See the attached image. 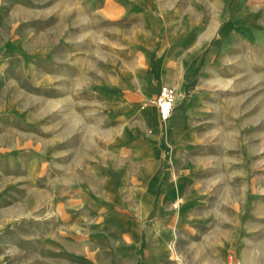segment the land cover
<instances>
[{"label": "rangeland", "instance_id": "rangeland-1", "mask_svg": "<svg viewBox=\"0 0 264 264\" xmlns=\"http://www.w3.org/2000/svg\"><path fill=\"white\" fill-rule=\"evenodd\" d=\"M31 1L4 0L1 8L0 115L9 124L0 132V169L10 171L23 152L11 144L18 113L33 112L38 142L57 130L45 128L61 117L69 129L65 145L48 149L37 142L30 151L36 175H66L68 191H105L113 202L93 229L49 231L50 224L91 216L58 209L54 200L50 206L40 182L34 197L20 198L19 218L0 230V264H264V3L245 0L242 20L231 0H181L175 12L181 35L174 39L165 32L174 7L161 0H36L37 7ZM47 7L51 22L42 14L30 19L31 11ZM252 16L263 23H249ZM173 41L193 73L185 98H199L182 115L193 117V138L175 135L185 141L191 162L175 181L166 173L151 188L134 175L142 159L133 153L126 155L129 169L115 171L121 181H111L107 165L122 155L121 129L128 127L114 130L103 119L109 108L92 97L101 89L98 80L108 77L114 59L139 61L147 85L160 71L158 48ZM152 99H141V106ZM172 141L161 139L166 157ZM118 219L132 220V230H122ZM19 222L25 226L17 239L11 231Z\"/></svg>", "mask_w": 264, "mask_h": 264}, {"label": "crops", "instance_id": "crops-1", "mask_svg": "<svg viewBox=\"0 0 264 264\" xmlns=\"http://www.w3.org/2000/svg\"><path fill=\"white\" fill-rule=\"evenodd\" d=\"M46 1L52 5L51 0H45V3ZM133 1L138 4H148L153 3L152 1L155 0ZM183 1L185 0H182V2ZM259 1L260 3H264V0ZM161 2L162 4L166 3V5L171 4V6L174 7L173 14L170 15L169 19L166 21L167 25L165 27H167V30H165V32L167 37L175 39V37L181 35L178 29H175L176 7H179L181 0H161ZM31 3V5H35L34 7L40 6L36 5V0H32ZM154 3L159 5L160 2L156 0ZM251 3L253 6L255 5L253 2ZM3 4L4 0H0V20H2L3 16V11L1 12ZM246 4H249L248 0H246ZM230 5L235 6L237 17L241 16L243 20L245 0H231ZM47 9L50 10L46 13ZM46 10L42 13L40 8L36 9V12L31 11V13H29L31 16L30 19L32 21H37L39 20L38 14H42V19H44V21L51 22V8L47 7ZM248 20L249 23L255 26L263 23V20L257 16H252ZM138 21L141 22L138 28L142 30L145 21L144 19H139ZM49 26V29L45 28L44 36L47 35L46 33L52 31L51 23ZM158 49L157 54H160V57L162 56L161 65L159 67L160 71L151 82L147 83V85H143L141 82L142 79L147 76V71H145L143 65L140 64L141 62L135 61L131 64L129 61H123V63L120 64L119 60L114 59L115 65H109V69L112 71H109L107 78L98 80L101 89H99L98 94L92 96L94 99L102 98L105 105L109 108L108 116L103 119H109V123H113L111 127L114 130H120L123 126L128 127H126V131L121 129L120 138L123 140V145L118 148L122 155L118 154L119 158L110 163V165H107V171H110L107 178L111 181H116V179L121 181L120 178L116 176L115 171L129 169L130 163L126 155L130 157L133 153L136 154L139 159H142L136 164L134 175L138 179H141L145 187L150 183L151 188L154 186L152 181L163 179L166 173L168 176L170 175L169 179H171V181H175L176 173L179 174L183 167H187V164L191 162V155H189L190 151L185 141L181 137V139H176L175 135L181 131L185 132L184 135H186V138H189V140L193 138L190 132L193 128V117L190 116V114L182 117L183 111L186 110L187 107L189 108L187 111H190L191 107H193L199 99L195 94L192 95L190 99L188 98L189 101L185 98L189 79L193 76V73L185 63L180 61L177 52L180 49L175 41L167 45H162ZM45 51L46 49L43 52ZM52 62L54 63L52 60L47 62L49 67H51ZM116 63L119 65V68L114 67ZM207 69L206 66L204 70ZM164 84L173 86L177 92L172 115L164 122L166 126L165 133L162 129L163 121L160 120L157 106L153 103H149L142 107L140 102L141 99H154L159 93L160 87ZM24 110H26V108H24ZM6 118L7 116L0 115L1 133L3 132L4 125L9 124ZM14 119L13 129L16 134L11 144L15 149L23 150V152L11 161L12 164L8 165L9 167L14 166L12 169H9L10 171H5L4 168L0 169V230L4 229L3 226L8 220L19 218L21 206L18 202L20 198L24 195L28 198L34 197L38 186L43 187L44 192L47 194V197H49L50 206L54 200L58 209H70L76 213L84 212L86 215L91 216L86 222L75 220L67 225H55V227L50 224V226L47 227L49 231L58 228L70 230L95 228L99 221L97 217L102 213L111 212L109 211V205L113 200L110 194L95 189H91L85 193L81 190H73L70 192L66 185V181L69 179L66 175H56L51 172L45 173L42 176L36 175L35 158H33L34 156L30 152L37 147L38 142L35 139V129L31 124L34 120L33 112L27 109L26 117H21L20 113H18ZM128 122L130 123L128 124ZM56 127H58L57 130L53 131L51 134H45L48 136L44 137L42 142H38L41 144V146L39 145L38 147L52 149V147H62L63 144L65 145L64 139L69 129L67 125L65 126L63 118L59 117V121L55 123L54 126L47 125L45 129L52 130V128ZM163 136L166 143H169L171 139L173 140L168 157L163 153V143L161 142ZM114 149H116V147ZM165 166H167V168H165ZM125 179L130 180V176H126ZM40 182H42V184H39ZM37 184L39 185L37 186ZM8 186H10L9 193L5 196V192L3 191ZM179 187L180 186L176 184L175 191L178 193L180 191ZM101 198L105 199V201H102ZM102 202H106V205H101ZM32 208L35 209V205L32 206ZM122 216L123 215H121V217ZM122 218L126 217L123 216ZM18 224H21V226L17 227L15 231H11L13 235H16L17 239L20 238V228L22 231L25 226L24 223L22 224L19 222ZM30 235L33 236L28 233L27 238H29Z\"/></svg>", "mask_w": 264, "mask_h": 264}, {"label": "built area", "instance_id": "built-area-1", "mask_svg": "<svg viewBox=\"0 0 264 264\" xmlns=\"http://www.w3.org/2000/svg\"><path fill=\"white\" fill-rule=\"evenodd\" d=\"M176 95L177 92L173 86L164 84L160 87L159 93L154 99L145 101L143 104L144 106L147 105V103L155 104L158 108L160 120L165 122L172 115Z\"/></svg>", "mask_w": 264, "mask_h": 264}, {"label": "bare ground", "instance_id": "bare-ground-1", "mask_svg": "<svg viewBox=\"0 0 264 264\" xmlns=\"http://www.w3.org/2000/svg\"><path fill=\"white\" fill-rule=\"evenodd\" d=\"M113 15V14H112ZM79 17V16H78ZM79 18H81V17H79ZM85 20V19H84ZM78 118V117H77ZM77 122V121H76ZM141 182V181H140ZM15 208V207H14ZM117 225L122 229V230H126V231H131L132 230V227H133V221L131 220V222L130 221H127V222H124L123 223V221H121V220H119L118 219V222H117ZM172 229V228H171ZM174 233V232H173ZM173 245V244H172ZM174 246V245H173ZM175 251V250H174ZM149 252V251H148ZM153 256V255H152ZM151 256V257H152Z\"/></svg>", "mask_w": 264, "mask_h": 264}]
</instances>
